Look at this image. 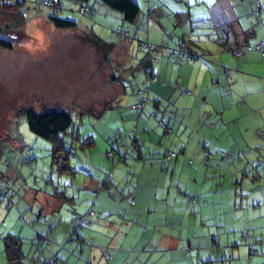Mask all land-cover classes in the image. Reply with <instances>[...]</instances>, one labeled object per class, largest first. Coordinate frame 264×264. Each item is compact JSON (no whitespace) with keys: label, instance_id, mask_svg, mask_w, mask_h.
I'll list each match as a JSON object with an SVG mask.
<instances>
[{"label":"rangeland","instance_id":"1","mask_svg":"<svg viewBox=\"0 0 264 264\" xmlns=\"http://www.w3.org/2000/svg\"><path fill=\"white\" fill-rule=\"evenodd\" d=\"M134 1L140 10L130 24L99 0L85 4L94 14L90 21L77 12L79 3L72 0V11L59 16L75 21L77 32L53 29L46 19L49 10L35 8L29 2L20 9L21 22L16 15H0V26L8 20L18 23V28L1 33L12 48H0V191L4 193L0 192V264H5L2 237L9 231L24 233V223L39 214L37 231L44 232L61 222L49 234L53 242L49 248L56 251L60 264H114L118 260L116 252H120L122 261V254L127 256V264H191L186 260L195 255L194 245L179 249L182 242L169 246L172 240L156 245L160 237L187 238L192 233L198 236L213 230L218 235L221 227L214 218L220 216L228 218L225 225L230 227L224 226L230 238L227 255L235 251L243 257L250 245H261L253 244V240L261 237L264 242V135H258L259 131L264 133V123L258 125L242 110L246 107L248 114L264 106L261 51H257L259 57L252 58L256 62L243 65L242 59H234L231 52L222 53L218 45L208 46L203 50L204 59L221 52L219 55L228 62L223 65L231 73L225 81L220 78L211 84L214 75L209 74L205 83L211 87L207 89L205 84L196 89L182 85L175 77L167 87L151 86L141 112L133 107L139 99L136 90L149 85L141 68L146 54L138 42L158 44L164 39L171 45L182 39L188 41L181 35L190 27L185 19L193 17V25L203 26L194 32L227 36L233 40L231 49L243 47L254 42L251 38L255 33L264 40V0H232L237 20L218 29L209 20L208 6L214 0ZM62 2L68 9L66 0ZM119 26L129 30V42L122 45L114 41L116 45L105 56L108 63H100L81 31H93L107 40L109 30ZM236 37L241 40L235 43ZM109 49L106 47V52ZM162 52L168 50L157 51V59ZM238 71L245 74L237 79L233 75ZM182 72L175 75L179 77ZM111 74L119 82L111 80ZM191 75L201 80L205 74L194 70ZM29 107L38 111L57 107L71 112L78 137L68 153L72 173L59 171L57 165L51 167L52 142L31 133L21 114ZM83 109L96 114L79 112ZM260 114L262 120L264 109ZM86 140L92 142L90 146L82 145ZM148 149L150 156L143 153L139 157L141 150ZM171 152L177 157L169 160ZM13 168L17 171L14 176ZM106 179L112 184L111 190L100 186ZM136 179L155 186L158 195L150 187L145 197L138 194L136 205H131L126 200L127 186ZM40 190L64 192L72 200L68 203L53 197L42 203L35 196ZM191 197L198 199L196 205H191ZM93 202V225L81 231L86 243L76 242L75 235L68 243L70 231ZM172 215L175 220L168 223ZM30 235L28 232L23 238L27 256ZM222 235L223 245L227 235ZM188 250L191 253L187 256ZM109 254L113 259L107 262ZM27 264L34 263L28 260Z\"/></svg>","mask_w":264,"mask_h":264},{"label":"trees","instance_id":"2","mask_svg":"<svg viewBox=\"0 0 264 264\" xmlns=\"http://www.w3.org/2000/svg\"><path fill=\"white\" fill-rule=\"evenodd\" d=\"M7 0H0V15L4 14L6 16L8 15H16L17 21L21 22L18 18V16H22L21 13V7L24 6L25 3H31L35 8H45L49 10L48 16H46V19L48 23L51 25L53 29L57 30H63V31H76L77 32V23L73 20L68 19L67 17L63 18L59 15L63 12L72 11V5L74 2L72 0H66L67 5H69L68 9H64V5L62 0H9L8 3H6ZM79 3L77 12L80 15H83L90 21H93L94 14L92 9L90 7H87L85 4L88 2V0H74ZM103 5H105L108 9L112 11H116L121 14L122 21L125 23H134L138 17L139 14V6L136 4L134 0H99ZM257 4L260 6L259 2L257 1ZM71 6V7H70ZM209 20L213 28H221L226 25H230L234 23L237 20V14L234 8V5L231 0H214L209 6ZM69 13V12H67ZM18 23L15 21L8 20L6 22H3L0 26V48L1 49H7L10 50L12 48V43L3 37L1 34L4 30H11L18 28ZM3 28V29H2ZM83 33L82 36L83 39L88 42V45L94 48L96 54L100 58V63H108L107 59L105 58L106 54L109 51L113 50V46L116 45L113 43L114 41L117 42V44H122L129 42L130 40V34L129 30L123 26H119L115 29H110L108 32L107 40L101 39L97 34L93 33V31L87 32L86 29L81 31ZM252 34V33H250ZM248 33H246V36ZM164 40V39H163ZM162 40V41H163ZM253 46L249 43H245L242 50L249 51L252 49L261 51L264 53V40H262V36H259L258 33L254 34V40H253ZM188 41H178L173 43L174 45L171 46L168 41H163L158 44H153L148 41L138 42V47L140 49H143L145 51V58L142 60L141 68L142 72L146 74L147 79L149 80V85H145L143 87H139L136 90V93L139 95L138 101L133 105L134 110L137 112H141L144 109V106L147 102V95L151 92V86L152 85H158L159 87H167L165 81H162L161 79L156 76L154 71V66L157 62L156 52L161 51L163 49L168 50L166 52V55L170 58L179 61H192L197 59H203L204 60V53L199 52H191L188 50ZM259 44L261 46L259 47ZM106 47H111L106 52ZM226 46H223V50H227L225 48ZM223 73L225 76L229 74L228 69H224ZM111 80H115L116 82H119L117 80L118 78L111 74ZM214 80V79H212ZM216 80L213 81L215 83ZM184 92V91H183ZM187 94H190L189 91H187ZM110 102V101H109ZM108 102V103H109ZM244 102V101H243ZM157 103L154 102L153 105H156ZM79 112H90L95 113L93 110H79ZM24 118L26 120L27 127L31 133H33L35 136L52 142L51 147V167L53 165H57V169L59 171H70V173L73 172V170L70 169L68 166V153L71 151L72 143H76L78 141V137L76 136L75 127L73 126V117L71 115V112L69 110H66L64 108H57V107H44L40 109L39 111L34 108H27L23 113ZM134 137V136H133ZM136 138L133 140V143L136 142ZM90 140H86L83 146H90L91 145ZM140 144H144L143 142H140ZM18 148L19 146L16 145ZM146 150V149H145ZM144 151V150H143ZM112 154V152H109ZM147 154V156H150V150L148 149L146 152L139 153V157H143L144 154ZM205 159L207 158V155L205 154ZM146 157V156H145ZM177 154L174 152H171L168 154L167 158L173 159L176 158ZM228 157V156H227ZM147 160L149 158H146ZM205 159L202 160L203 164L205 163ZM24 161L26 163H30V159L25 158ZM31 164V163H30ZM12 172L17 171L13 168L11 170ZM13 175V174H12ZM14 176V175H13ZM16 177V176H15ZM109 180L106 179L102 182L100 185L102 189H112V184L108 182ZM137 181V182H136ZM135 183L131 186H127L128 194L126 196V200L131 205H136V199H139L138 194H141L140 196L145 197L144 192L148 191L150 189V185H146L147 183H141L140 180L136 179ZM145 187V188H144ZM154 188V195L157 194V188L155 186L151 187ZM131 190V192H130ZM38 191V190H36ZM41 191V190H40ZM1 194L2 191H0ZM47 194H50V197H54L59 199L62 202H70L72 199L65 195L64 192H50L43 191ZM180 192V191H179ZM135 194H137L135 196ZM158 195V194H157ZM2 196V195H1ZM142 198V197H141ZM199 199H202L199 198ZM196 199L195 197L190 198L191 205H196ZM195 203V204H194ZM95 203H92V206L88 208L87 213L85 215H82L80 217V220L74 225L73 229L69 233L68 237V243H72L74 241L73 237L75 235V241L78 243H82L83 245L86 243V240L82 237L85 236L84 232H81L83 230L84 226L90 227L93 225V221L91 220V217L95 216ZM72 211L74 212L75 209L71 206ZM192 210L195 209V207H191ZM41 210V209H40ZM40 214L34 219L33 221H26L27 223H24V226L27 228V230L22 233H13L9 231L6 235L2 237V244H3V257L6 262V264H27V261H32L34 264H60V259L58 255L56 254V251H53L49 247L53 244L52 240L49 237V234L52 233V231L58 227V225L61 223H55V225L48 226V229L44 232L37 231L36 224L39 221L40 222ZM170 223H172L175 219L168 218ZM168 221V223H169ZM32 222V223H31ZM172 225V224H171ZM32 229V230H31ZM33 229L35 232H33ZM264 229V226L262 227ZM22 232V231H21ZM31 233L29 239L31 245H29L28 249L30 251V254H27L23 251V238L27 233ZM26 239V238H24ZM244 239H247V235H244ZM253 244H261L257 245V248H254L252 245L249 246V252L248 249H246L244 256L239 257L238 254H235L232 252L231 255H227L225 253V249L222 247L218 249L219 246V240L217 238H212L210 246L211 249H217L221 250L215 254L216 256L214 258H208L205 256L204 260H198L197 253L190 257V250H188L187 256L189 255L188 262L191 264H264V242L261 239V237L256 238L253 240ZM35 246V247H34ZM230 246V245H229ZM62 247V246H61ZM35 248V249H34ZM248 252V253H247ZM112 259V255H106V260L109 262ZM237 261V262H236Z\"/></svg>","mask_w":264,"mask_h":264},{"label":"crops","instance_id":"3","mask_svg":"<svg viewBox=\"0 0 264 264\" xmlns=\"http://www.w3.org/2000/svg\"><path fill=\"white\" fill-rule=\"evenodd\" d=\"M179 14H181V13H179ZM188 15H189V13H188ZM192 18L193 17H191V18L189 17V18L185 19L186 21L187 20L189 21V23H190L189 26L190 27L188 28L189 30L187 29V31H185V30L182 31V35H181L184 38L188 39V42H187L188 43V45H187L188 47L187 48H188L189 51H191V52H199V51H201V52H203L205 54V52L203 51V50H205V48H207L208 46L211 47L212 45H215V46L218 45L219 46V50L222 49L221 50L222 53L231 52V54L234 57V59H237V60L242 59L241 63L243 65H245L246 62H253V61L256 62V60H252V58L255 59L256 55L260 51L255 50V49H252V50H249V51H245V50H242L243 49L242 46L237 47L235 49H231L230 44L233 43V40L231 38L228 39L227 36L222 38L221 36H218L215 33H211L210 35H208V34L203 33V32L202 33L194 32V29H198V28H201L203 26L198 24V23L196 25H193V22L196 21V19L193 20ZM154 32L161 33L160 30H157V29H154ZM188 33H189V35H188ZM163 37H164V35H163ZM251 39L254 40V38H251ZM162 40L163 39H161L160 41H162ZM240 40L241 39H238L236 37L234 42L236 43L237 41H240ZM153 41L154 42H160V41H157L155 39ZM163 41H165V40H163ZM181 41H183V39ZM173 45L174 44H171V46H173ZM249 45H250V43H249ZM223 46H226L225 48H227V50L224 51L223 48H222ZM251 46H253V43L251 44ZM219 53H221V52H219ZM219 53H218V56L209 54L208 58L204 59V60L197 59V60H194V62L179 60V61H182V63H178V61H176V60L170 58L169 56H167L166 52H162L160 54V58L157 60L156 64L158 63L159 60H160V62H159V64H157L158 66L155 64L156 67L154 66L155 68H154L153 72L156 74V76H158L159 79H161V80H163V79L165 80L166 79V82H170V81H172V78L176 77L178 82H180L182 85L187 84L188 87H195L196 89H199L203 85L206 84V88L208 89L211 86L207 85V83H205V82L208 81V75L209 74L214 75V78H219V79H216L215 83H217L220 80V78H222L225 81L224 77L228 78V75H230V73H231V69H228L229 70V74H227L226 76L223 73V70L226 69L223 64H226L228 62L224 61L223 56H221L222 54L219 55ZM260 53H261V55H264V53H262V52H260ZM201 60L204 61L206 64L204 65L201 62ZM207 65H208V67H207ZM206 68L208 69V71L206 70ZM181 69H183V72H182L183 75L178 77V74L175 75V73H176V71L179 73ZM194 70L196 71V73L199 72V73L205 74L203 76V79H201V80L198 79L197 75L195 76V78L192 79V75L191 74H192V71H194ZM242 74H245V73L243 71H238L237 73H235V75H233V77L238 79ZM214 78H211V81H210L211 84H215V83H213L214 80H212ZM247 97H248V94H247ZM248 104H249V106H251L250 103H248ZM243 105H244L243 107L246 106V104H243ZM245 109H246V107L242 109V110H244L243 114H245L246 116H250V119L252 121H254L255 123H258V125H263L264 118L261 120V118L263 116L260 114V111L262 109H264V106L259 108L258 110H251V113L248 112V114H246ZM258 135L263 136L264 133L259 131ZM11 173L13 175H15V172L11 171ZM186 190L187 189H185V191ZM201 193H202V191H201ZM201 193H200V195H201ZM35 196H36V198L40 199L42 201V203H44V201L47 202L49 200V198L53 199V197H50L49 194H47V193H45L43 191L37 192L35 194ZM56 208H57V206L54 207V209H56ZM170 219H175V217L172 215V216H170ZM214 219L216 221L217 226L221 227V231H220L221 233L218 234L219 236L217 235V232L214 231V230L212 231V233L211 232H206V231H204L203 233L200 232L198 236H196V234L192 233L191 235L187 236V238H179L177 236H173L172 237L171 235H164L163 234L160 237V241H158V243L156 245L165 244V241H167V240H172L173 241V244H170L169 246H173L174 242L181 241L182 243L179 245V247H178L179 249H181L184 246H189V245L192 244V245L195 246L193 249H196L195 253H197L198 260H204L205 256H207L208 258H211V257L214 258L216 256L215 254L219 250H217V249H209L208 250V248L207 249H205V248H206V246H210L212 238L214 239V238L218 237V240H219L218 249H220L221 247L222 248L224 247L223 248V249H225L224 252L227 253L226 249H227V247H229L230 241L228 240L229 235L227 234V232L225 233V231H224V226L225 227L228 226L227 228H230L229 225H225V224L229 223L228 222V218L220 216L218 218L215 217ZM168 221H169V219H168ZM222 234H226L227 235V236L225 235L226 238L224 240L223 245H222V242H221L222 241V237H223ZM168 238H170V239H168ZM226 240H228L227 243H226ZM220 252H221V250L219 251V253ZM119 253L120 252H116L115 253V255L118 256V260H116L114 264H127V256H123V254H122V258L125 257L123 259V261H122L121 255ZM233 253H234V255L238 254V252L235 253V251H233ZM126 255H127V252H126ZM193 258H195V256H193ZM112 259H113V256H112ZM5 264H6V262H5ZM146 264H147V262H146Z\"/></svg>","mask_w":264,"mask_h":264},{"label":"built area","instance_id":"4","mask_svg":"<svg viewBox=\"0 0 264 264\" xmlns=\"http://www.w3.org/2000/svg\"><path fill=\"white\" fill-rule=\"evenodd\" d=\"M261 46V44H259V47Z\"/></svg>","mask_w":264,"mask_h":264}]
</instances>
